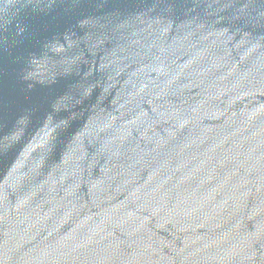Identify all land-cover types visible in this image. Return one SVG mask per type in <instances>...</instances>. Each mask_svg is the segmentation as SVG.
<instances>
[{
	"label": "water",
	"instance_id": "water-1",
	"mask_svg": "<svg viewBox=\"0 0 264 264\" xmlns=\"http://www.w3.org/2000/svg\"><path fill=\"white\" fill-rule=\"evenodd\" d=\"M0 264H264V0H0Z\"/></svg>",
	"mask_w": 264,
	"mask_h": 264
}]
</instances>
